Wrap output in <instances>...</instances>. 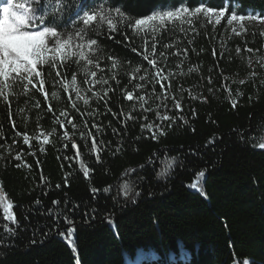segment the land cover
<instances>
[{
	"label": "trees",
	"instance_id": "1",
	"mask_svg": "<svg viewBox=\"0 0 264 264\" xmlns=\"http://www.w3.org/2000/svg\"><path fill=\"white\" fill-rule=\"evenodd\" d=\"M182 2L201 0L105 6L140 18ZM100 3L82 0L77 9V0H65L60 30L71 32L76 12ZM206 3L225 7V0ZM237 3L246 18L264 17V0ZM204 24L168 25L155 37L124 27L89 32L100 49L90 55L108 82L88 105L74 102L61 83L80 75L74 61L44 67L47 99L31 85L27 95L0 98V187L16 219L0 209V264H264V31ZM153 42L149 59L168 77L160 82L144 59Z\"/></svg>",
	"mask_w": 264,
	"mask_h": 264
},
{
	"label": "snow or ice",
	"instance_id": "2",
	"mask_svg": "<svg viewBox=\"0 0 264 264\" xmlns=\"http://www.w3.org/2000/svg\"><path fill=\"white\" fill-rule=\"evenodd\" d=\"M106 3L107 0H101L98 7L92 10H83L82 14L77 11V19L73 21V29L68 32L66 30L61 31L59 23L65 12V0H23V2L0 0V98L4 102H9L11 96L27 95L29 85H31L33 89L43 93L47 99L48 93L45 90L46 81L43 69L44 67L53 69L62 67L65 61H74L78 65L82 63L81 72L95 78L97 73L91 71L89 66L95 63V67L99 68L100 65L98 60L94 61L90 54L98 53L100 49L98 40L90 38L89 32H95L99 35L105 27L111 32H116L118 27H124L130 28L136 35H147L151 32L155 37V34L166 30L168 25L173 28L179 26L180 31H184L182 27L184 24L192 25L200 21L201 18L205 22L204 26H207L208 23L219 25L223 19L227 18L229 26L237 24L241 28H243V24L240 22L246 19L244 15L236 11L238 7L237 0H231V3H229V0H225V7L223 8L209 6L206 0H201V3L192 7L182 2L175 8L161 6L147 16L140 18H133L126 14L120 6L106 7ZM82 6V0H77V9H81ZM229 7L233 9L232 13L228 12ZM247 19L256 20L260 17L250 14ZM233 32L239 34L235 27H233ZM261 34L264 35V33ZM156 47V43L153 42L151 52L146 49L144 59L148 60V63L155 69L153 78L156 82H160L167 80L168 77L162 75L161 70L156 67L157 61L155 59H149L150 55L154 56L156 54ZM166 47H171V45H166ZM247 51L251 52L252 49L249 48ZM160 55L163 56L164 53H160ZM109 58L111 59V57ZM57 61H59V65ZM112 67H117V61H113ZM195 70L189 69L190 72ZM135 71L139 72L140 69L137 68ZM56 75L59 76L60 72L57 71ZM145 79V76H140V80ZM34 81L39 83L38 88ZM107 82L103 79H93V83L106 84ZM61 83L66 92L71 90L78 99L83 100L84 105L89 104V98L81 95L83 90L80 88L75 74H73L70 81H61ZM17 85H22V91L19 93L15 91ZM136 87L140 88L142 85ZM161 90L164 91L163 84H161ZM107 94V91H105L104 95L107 96ZM93 96H99V93L94 92ZM51 97L53 100H59L60 98L56 91L51 93ZM125 98L132 100L133 93L128 92ZM138 99L142 102L141 107H143L145 97L140 96ZM233 104L235 105V101H233ZM75 106V103H73V107ZM176 108H180L178 102ZM60 115H67V113L61 111ZM160 119L168 120L170 118L162 116ZM68 123H72V121L69 120ZM144 127H147L149 131H153V125L149 124ZM160 134L163 135V131ZM65 136L67 137V134ZM153 138H155V135H153ZM45 141L47 142V137H45ZM24 143H29L27 135L24 136ZM258 146L264 148V142ZM73 147L75 148L76 145L73 144ZM93 150H96L95 141H93ZM16 159L19 160L20 157L17 156ZM172 159L174 160V158ZM171 166L172 160H169L165 169L157 175L164 176ZM85 175H88L87 171H85ZM192 187L203 194V190L198 185H192ZM122 189L125 196L131 190L127 183L122 185ZM12 208V202L8 200L2 187H0V209L3 210L6 220L16 223ZM5 231L11 232L12 230L6 228ZM71 235L72 229H69L68 236L71 237ZM69 243H71L70 240ZM245 264H248V262L245 261Z\"/></svg>",
	"mask_w": 264,
	"mask_h": 264
},
{
	"label": "rangeland",
	"instance_id": "3",
	"mask_svg": "<svg viewBox=\"0 0 264 264\" xmlns=\"http://www.w3.org/2000/svg\"><path fill=\"white\" fill-rule=\"evenodd\" d=\"M224 21L225 25L227 24V18L223 19L222 22ZM240 23H247V24H252L258 27H261L262 30L264 31V17H260V19H256V20H250V19H245L244 21L240 22ZM229 26V25H228ZM232 26H238L237 24H234ZM152 34L151 32H149L147 35ZM145 35V34H142ZM264 61V58L263 60ZM59 62V61H57ZM264 65L263 62L260 63V66ZM79 71H80V75H76L77 77V81L78 84L80 86V88L83 90L81 95L83 96H87L88 98H90V96H93V93H100L101 88L104 87L105 84L102 83H93V79L96 80H106L103 76V74L101 72H98L99 68H96L95 65H90V70L91 71H96L97 76L95 78L91 77L90 75H85L81 72V67L83 66V64L81 63L80 65H78ZM72 78V77H71ZM71 80V79H70ZM69 80V81H70ZM85 81H87V83H85ZM67 93L70 95V97H72L74 102L79 103L80 105H84L83 100L78 99L76 94L74 92H72L71 90L67 91Z\"/></svg>",
	"mask_w": 264,
	"mask_h": 264
}]
</instances>
